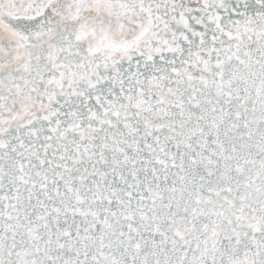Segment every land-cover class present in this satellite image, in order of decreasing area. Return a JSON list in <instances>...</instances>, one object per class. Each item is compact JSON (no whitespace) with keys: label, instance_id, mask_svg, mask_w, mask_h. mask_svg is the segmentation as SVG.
<instances>
[{"label":"snow or ice","instance_id":"snow-or-ice-1","mask_svg":"<svg viewBox=\"0 0 264 264\" xmlns=\"http://www.w3.org/2000/svg\"><path fill=\"white\" fill-rule=\"evenodd\" d=\"M0 264H264V0H0Z\"/></svg>","mask_w":264,"mask_h":264}]
</instances>
